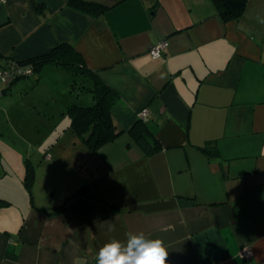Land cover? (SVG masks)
I'll use <instances>...</instances> for the list:
<instances>
[{
  "label": "crops",
  "instance_id": "crops-1",
  "mask_svg": "<svg viewBox=\"0 0 264 264\" xmlns=\"http://www.w3.org/2000/svg\"><path fill=\"white\" fill-rule=\"evenodd\" d=\"M88 1L108 9L0 0V62L72 45L118 93L121 132L95 151L70 118L46 139L15 131L20 142L0 149V198L11 202L0 209V264H93L113 242L127 254L141 233L163 242L166 264H264V0H248L236 19L212 0ZM164 39L154 59L149 49ZM69 72L47 64L26 78L64 120L71 104H93L92 94H74ZM12 86L0 97L9 125ZM144 108L155 152L131 133Z\"/></svg>",
  "mask_w": 264,
  "mask_h": 264
},
{
  "label": "trees",
  "instance_id": "trees-1",
  "mask_svg": "<svg viewBox=\"0 0 264 264\" xmlns=\"http://www.w3.org/2000/svg\"><path fill=\"white\" fill-rule=\"evenodd\" d=\"M212 1L219 14L225 19L239 18L243 14L248 3V0ZM68 4L96 15H100L108 9V6L104 4L88 0H69ZM20 61L25 63L33 62L35 64V72L40 71L47 64L60 66L75 75L81 76L86 81L91 82V86L84 84L82 87L92 93L93 104L83 105L77 102L73 103L67 108L66 114L70 118L71 129L92 150H99L105 144L113 142L121 134L112 118V108L119 100L118 93L110 88L97 73L85 64L80 53L76 51L72 45L60 43L48 53L29 60ZM71 86L72 90L75 91L76 87H74L73 84ZM137 123L138 124L131 131L132 135H134L136 141L147 152H155L158 142L153 139V135L146 124H144L143 119H139ZM201 150L210 155H219L218 149L212 151L208 148H202ZM31 170L34 169L32 168ZM33 177V172H30L28 177H26V186L29 188L32 184ZM79 194L90 196L86 188H83ZM10 204L11 202L9 200L0 198V209ZM65 208V205H63L54 209V211L57 212ZM93 264H98V260Z\"/></svg>",
  "mask_w": 264,
  "mask_h": 264
},
{
  "label": "rangeland",
  "instance_id": "rangeland-1",
  "mask_svg": "<svg viewBox=\"0 0 264 264\" xmlns=\"http://www.w3.org/2000/svg\"><path fill=\"white\" fill-rule=\"evenodd\" d=\"M69 73L71 75V84L76 87L74 94H92L82 87L84 84L91 86V82L86 81L81 76L71 72ZM19 81L17 85L14 87L12 86L10 89L11 91L9 90L11 93L5 94V96L8 95V97H11V94L15 93L17 94L16 96H18L7 99V104L12 110L15 123L9 125L6 119L7 117L0 113V149H2L4 153H6L7 143H9L10 138V140H16L17 143L20 142L19 139L14 138L15 131H22L30 135L29 138L46 139L47 136H50L55 130L58 135L60 131L65 128L66 122L69 123V117L64 120L66 115H63L65 113L62 112L60 109L61 107L56 103L53 104L50 99L46 98V91L42 86H38L29 91L27 88L28 85H30L28 80L24 78ZM51 107L56 108L54 113H48Z\"/></svg>",
  "mask_w": 264,
  "mask_h": 264
},
{
  "label": "clouds",
  "instance_id": "clouds-1",
  "mask_svg": "<svg viewBox=\"0 0 264 264\" xmlns=\"http://www.w3.org/2000/svg\"><path fill=\"white\" fill-rule=\"evenodd\" d=\"M119 249L118 242L106 246L98 254V264H166L168 253L163 242L160 239L145 240L142 233L131 238L127 254L119 253Z\"/></svg>",
  "mask_w": 264,
  "mask_h": 264
},
{
  "label": "built area",
  "instance_id": "built-area-1",
  "mask_svg": "<svg viewBox=\"0 0 264 264\" xmlns=\"http://www.w3.org/2000/svg\"><path fill=\"white\" fill-rule=\"evenodd\" d=\"M5 2L6 0H2ZM168 40H162L149 49L154 59L161 58L166 48ZM35 74V64L33 62H22L16 59H4L0 62V97L20 78L32 77ZM149 114L148 108L142 109L138 116L140 119L146 120ZM244 258H251L252 251L249 247H244L241 251Z\"/></svg>",
  "mask_w": 264,
  "mask_h": 264
}]
</instances>
